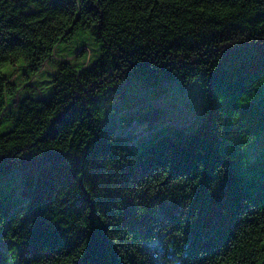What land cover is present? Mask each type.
<instances>
[{"label": "trees", "instance_id": "16d2710c", "mask_svg": "<svg viewBox=\"0 0 264 264\" xmlns=\"http://www.w3.org/2000/svg\"><path fill=\"white\" fill-rule=\"evenodd\" d=\"M191 86L190 124L116 140ZM0 264H264V0H0Z\"/></svg>", "mask_w": 264, "mask_h": 264}, {"label": "rangeland", "instance_id": "374dc122", "mask_svg": "<svg viewBox=\"0 0 264 264\" xmlns=\"http://www.w3.org/2000/svg\"><path fill=\"white\" fill-rule=\"evenodd\" d=\"M97 52V46L87 34H83L75 42L61 44L55 50L58 59H68L75 64L84 60H91ZM22 68L19 65L10 69L11 80L16 84L20 93L22 95L31 94L36 97L49 96L51 93V74L55 71L54 65L50 62L41 72L32 75H27ZM158 100L164 103L165 109L170 110L171 114L168 115L167 119L155 122L134 117L126 120L115 131V138L121 145L134 148L142 141L150 138L158 128L190 124L198 115L201 99L195 87L191 86L185 92L167 94Z\"/></svg>", "mask_w": 264, "mask_h": 264}]
</instances>
